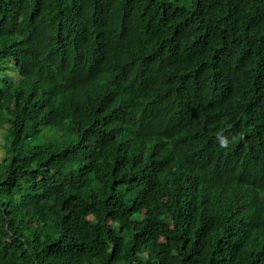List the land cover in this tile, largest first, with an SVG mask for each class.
I'll list each match as a JSON object with an SVG mask.
<instances>
[{
  "label": "trees",
  "instance_id": "obj_1",
  "mask_svg": "<svg viewBox=\"0 0 264 264\" xmlns=\"http://www.w3.org/2000/svg\"><path fill=\"white\" fill-rule=\"evenodd\" d=\"M0 128V264H264V0H0Z\"/></svg>",
  "mask_w": 264,
  "mask_h": 264
},
{
  "label": "rangeland",
  "instance_id": "obj_2",
  "mask_svg": "<svg viewBox=\"0 0 264 264\" xmlns=\"http://www.w3.org/2000/svg\"><path fill=\"white\" fill-rule=\"evenodd\" d=\"M2 131L3 130L0 128V152H3V147H2V143H3ZM52 132H54V129L52 130Z\"/></svg>",
  "mask_w": 264,
  "mask_h": 264
},
{
  "label": "clouds",
  "instance_id": "obj_3",
  "mask_svg": "<svg viewBox=\"0 0 264 264\" xmlns=\"http://www.w3.org/2000/svg\"><path fill=\"white\" fill-rule=\"evenodd\" d=\"M226 145H227V141H226V140H222V141H221V146L224 147V146H226Z\"/></svg>",
  "mask_w": 264,
  "mask_h": 264
}]
</instances>
